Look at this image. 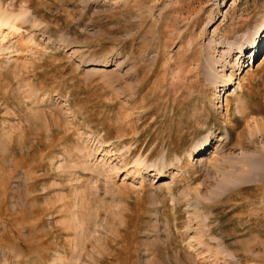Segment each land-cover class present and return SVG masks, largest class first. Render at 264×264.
Segmentation results:
<instances>
[{"label": "rangeland", "instance_id": "rangeland-1", "mask_svg": "<svg viewBox=\"0 0 264 264\" xmlns=\"http://www.w3.org/2000/svg\"><path fill=\"white\" fill-rule=\"evenodd\" d=\"M263 30L264 0H0V264H264Z\"/></svg>", "mask_w": 264, "mask_h": 264}, {"label": "bare ground", "instance_id": "bare-ground-1", "mask_svg": "<svg viewBox=\"0 0 264 264\" xmlns=\"http://www.w3.org/2000/svg\"><path fill=\"white\" fill-rule=\"evenodd\" d=\"M264 35V30L259 33H257L256 35H254L253 37H251L248 41V46L250 47V51H252L253 53L251 54L252 58L256 57V49L257 51L260 50L261 45L263 43V41L261 42V38ZM208 138L202 140V142L198 143L195 147H194V151H201L204 150L208 147Z\"/></svg>", "mask_w": 264, "mask_h": 264}]
</instances>
